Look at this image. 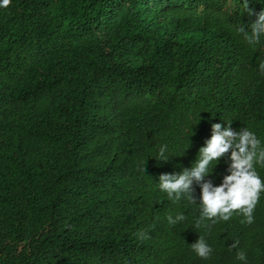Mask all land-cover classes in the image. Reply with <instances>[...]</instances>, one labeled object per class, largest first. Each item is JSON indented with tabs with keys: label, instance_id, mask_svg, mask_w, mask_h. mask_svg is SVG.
<instances>
[{
	"label": "trees",
	"instance_id": "1",
	"mask_svg": "<svg viewBox=\"0 0 264 264\" xmlns=\"http://www.w3.org/2000/svg\"><path fill=\"white\" fill-rule=\"evenodd\" d=\"M226 11L249 16L246 0L0 8V264H245L238 249L246 264H264V192L251 223L234 213L197 227L198 209L181 201L135 228L147 186L190 166L211 123L228 118L264 141V47L248 44L238 29L249 21ZM164 143L169 162L153 157ZM178 211L187 219L169 225ZM199 235L213 249L206 259L188 245Z\"/></svg>",
	"mask_w": 264,
	"mask_h": 264
},
{
	"label": "clouds",
	"instance_id": "2",
	"mask_svg": "<svg viewBox=\"0 0 264 264\" xmlns=\"http://www.w3.org/2000/svg\"><path fill=\"white\" fill-rule=\"evenodd\" d=\"M10 2L11 0H0V8H6ZM192 6L196 5L190 2L175 13L181 15L183 11L193 9ZM226 12V17L236 22H240L238 19L249 21V24H242L238 29L239 33L243 34L248 44L264 47V0H246V12L249 16L245 18L231 11ZM65 41L60 42V45ZM259 69L264 72V62L259 64ZM221 121L211 123L210 136L199 147L190 166L177 165L180 170L174 169L172 172L164 169L154 183L147 186L139 205L133 207L141 211L137 214L139 225L135 228L151 226L160 216L174 209L172 204L166 207L167 204H179L181 201L186 207L194 205L198 209L199 215L195 220L197 227L209 220L228 221L234 213L242 215L248 223L252 222L253 208L264 192V176L257 171V166L264 167V141L248 126L235 130L230 119L224 118ZM169 123L163 124V129L177 124L168 125ZM153 157L159 162H169L175 156L170 154L169 145L164 143ZM221 160L225 167L217 176L215 170ZM143 170L142 167L141 171ZM217 178L219 183H216ZM123 185L124 182L121 187ZM195 186L199 187V196L195 194ZM123 201L131 207L133 198H123ZM137 215L133 221L137 220ZM166 219L169 225L175 226L184 222L187 217L183 211H178L175 215L169 214ZM138 238L149 239L148 231L139 232ZM170 239L161 238L157 244L164 246ZM238 243L235 241L232 247H236ZM188 245L198 257L205 259L213 251L203 235H199L195 242ZM236 258L246 264L247 256L243 250H237ZM146 264H154V261Z\"/></svg>",
	"mask_w": 264,
	"mask_h": 264
}]
</instances>
